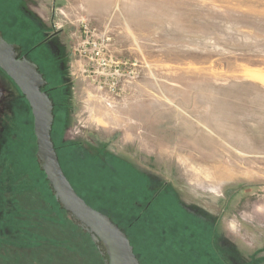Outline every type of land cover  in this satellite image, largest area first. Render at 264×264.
<instances>
[{
	"label": "rangeland",
	"instance_id": "obj_1",
	"mask_svg": "<svg viewBox=\"0 0 264 264\" xmlns=\"http://www.w3.org/2000/svg\"><path fill=\"white\" fill-rule=\"evenodd\" d=\"M0 35H54L32 56L63 168L115 194L142 264H264V0H0ZM18 88L0 68V264H84L25 178Z\"/></svg>",
	"mask_w": 264,
	"mask_h": 264
},
{
	"label": "water",
	"instance_id": "obj_2",
	"mask_svg": "<svg viewBox=\"0 0 264 264\" xmlns=\"http://www.w3.org/2000/svg\"><path fill=\"white\" fill-rule=\"evenodd\" d=\"M18 43L0 35V68L16 83L34 116L37 157L61 207L88 232L105 264H142L127 232L76 191L61 165L52 137L55 103L45 90L48 80L34 61L20 57Z\"/></svg>",
	"mask_w": 264,
	"mask_h": 264
},
{
	"label": "trees",
	"instance_id": "obj_3",
	"mask_svg": "<svg viewBox=\"0 0 264 264\" xmlns=\"http://www.w3.org/2000/svg\"><path fill=\"white\" fill-rule=\"evenodd\" d=\"M4 38L11 41V42H16V41H13V38H15V37L11 38L9 36L4 35ZM9 38H11L12 40ZM20 39L22 41H24V38H20ZM19 43H22L24 48H26L27 47L26 45L28 44V43H24V42H19ZM49 86L50 85L48 84L45 87V90L50 94ZM19 96L22 97L23 102L27 106L26 110L23 111L22 116L26 117L28 120L27 125L23 128L21 127V129L19 130V133L25 134L24 136L27 137V139L31 143L30 145H32L31 146L32 150L29 152V155H30V159L32 161L31 165H32L33 169H31V170L29 169L28 171H30V172H25V175H27V177H25V178H27L29 187L35 189L39 193V196L42 199V202L44 203V205L47 208V209H43L42 213L44 214L47 221L52 222V224L54 226H56L60 231L62 230V232L65 233L64 235H66L71 241H73V242L75 241L74 243L76 244L77 247L89 249V250L85 251L86 256H85L84 264H105L104 263V257L102 256L100 250L96 247L95 243L92 241L90 234L88 232H86L85 230H83V228L81 226H79V224H77L73 220L71 215L65 209H63L61 207V204L58 202L53 189L49 185V181L46 178L45 172L43 171V169L40 168V164H39L38 158H37V138H36V135L34 132V116L32 113V108H31L28 100L26 99V97L23 95L22 92H19ZM23 129H24L25 133H24ZM52 137H53L55 147H56V150L58 152L59 159H60V162L62 165L63 163H62V159H61L60 153H59L60 146L58 145V143L55 139V128L52 131ZM80 146H81V144H79V147ZM97 153L98 154L101 153V149H96V154ZM107 153L110 154L109 152H107ZM110 155H112V154H110ZM112 157L114 158L113 155H112ZM96 158H98V157H96ZM108 166L111 167L110 164L104 165V167H108ZM62 167H63V165H62ZM117 168H118V165H117ZM122 171L129 173V171L125 167L121 168L120 179H122L124 177V174H122ZM64 172L66 173L67 177L69 178V180L73 184L76 191L88 202V204H90L94 208H96V209H98V210H100L106 214H107V211H109L113 214L111 216H115L113 210L115 209V206L118 205V203H119L117 201V197H115V194H113L114 199L112 197L105 199V197H106L105 193L106 192L102 191L103 190L102 189L99 194L105 200L102 201V203H101L95 199L90 198L92 196H93V198H98L96 193H92L93 195L88 196L86 190L82 187L81 183L78 182V180H77L78 178H76V177L73 178L72 176H70V174L65 169H64ZM30 174H32V175H30ZM114 175H115V173H114ZM21 176L22 177H21L20 182L22 183L24 176L23 175H21ZM107 176L108 175H106V177ZM110 176H113L111 174V172H110ZM118 192L123 197V192L121 190H119ZM110 194H111V192H109V195ZM123 199L124 200H122V201H124V202L127 201V199L125 197H123ZM126 203H128V202H126ZM37 205H39V204H37ZM37 205H35V207L38 208ZM116 210L117 211L119 210V205L116 207ZM145 210H146V206L143 207L142 211H145ZM141 217H142V214L140 213L139 218H141ZM112 219H113V217H112ZM134 221L135 220H131L129 222L128 226H131ZM123 229L126 231L125 228H123ZM24 247L25 248L23 251L25 253L26 251H29V252L35 251V248H37L38 245H36V246L32 245L30 247L24 246ZM30 253H31V257H34V253L33 252H30ZM91 254H92V260L90 259ZM90 260H91V263H89ZM221 260L225 262V260L223 258H221ZM82 262H83V260H82Z\"/></svg>",
	"mask_w": 264,
	"mask_h": 264
},
{
	"label": "flooded vegetation",
	"instance_id": "obj_4",
	"mask_svg": "<svg viewBox=\"0 0 264 264\" xmlns=\"http://www.w3.org/2000/svg\"><path fill=\"white\" fill-rule=\"evenodd\" d=\"M53 36L54 35H51V36L49 35L47 37H44L42 40L36 42L35 43L36 45L34 44L31 48H24L23 45L21 43H19V45L21 46L19 49L20 57L25 56L26 58H28V59H30V60H32L38 64V62L36 60H34V57L32 55L34 54L35 50H37L36 48L43 46V45H46L47 43H50ZM40 71L42 72L41 69H40Z\"/></svg>",
	"mask_w": 264,
	"mask_h": 264
},
{
	"label": "bare ground",
	"instance_id": "obj_5",
	"mask_svg": "<svg viewBox=\"0 0 264 264\" xmlns=\"http://www.w3.org/2000/svg\"><path fill=\"white\" fill-rule=\"evenodd\" d=\"M215 162H217V161H215ZM213 172L218 173L219 177H221V178L227 177V176L231 177L234 175L233 171L228 166L223 167V166L218 165V166L214 167Z\"/></svg>",
	"mask_w": 264,
	"mask_h": 264
}]
</instances>
